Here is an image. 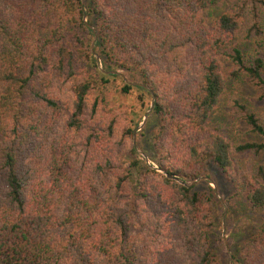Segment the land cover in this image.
Listing matches in <instances>:
<instances>
[{
    "label": "trees",
    "instance_id": "obj_1",
    "mask_svg": "<svg viewBox=\"0 0 264 264\" xmlns=\"http://www.w3.org/2000/svg\"><path fill=\"white\" fill-rule=\"evenodd\" d=\"M221 2L230 10L216 23L223 37L211 34L200 15ZM93 22L103 71L90 49L80 51V59L87 60L97 76L77 71L73 57L77 45L84 47L86 37H94ZM242 23L245 40L255 44L264 23V0H90L87 7L80 0H0V264H60L65 254L70 264H97L91 251L100 256L99 264H145L135 253L126 215L133 213L143 194L138 190L127 202L122 203L121 196L108 201L93 182L73 177L67 167L74 143L65 139L48 155L46 185L32 183L30 161L41 144L40 111L63 109L61 102L42 92L39 79L46 71L50 82L65 74L71 83L74 103L68 132L84 128L87 98L110 79L120 80L123 94L136 90L143 97L153 96L152 113L161 126L152 153L160 156L156 164L174 179L185 181L189 166L205 162L232 174L234 153H263L264 142L233 146L221 131L207 126L228 78L245 75L264 90V53L241 49ZM80 27L85 36L79 34ZM118 71L128 82L113 73ZM136 76L142 86L131 85ZM169 80L174 81L172 88L166 84ZM243 120L249 133L264 141V117L244 113ZM131 152V168L139 175L148 167L135 148ZM250 168L236 186L251 207L262 208L264 166L254 163ZM128 179L118 175L117 188ZM180 189L195 210L196 196ZM201 236L206 238V232ZM183 238L191 250L194 238L185 228ZM217 242L224 245L222 238ZM208 249L202 247L196 264H220ZM246 252L230 259L235 264H264V236Z\"/></svg>",
    "mask_w": 264,
    "mask_h": 264
},
{
    "label": "rangeland",
    "instance_id": "obj_2",
    "mask_svg": "<svg viewBox=\"0 0 264 264\" xmlns=\"http://www.w3.org/2000/svg\"><path fill=\"white\" fill-rule=\"evenodd\" d=\"M80 1L85 7L90 3V0ZM228 11L229 4L221 2L200 12L211 34L221 35L216 23L219 17ZM244 14L246 15V12ZM82 19L89 25L86 15L82 16ZM94 25V22L93 26L90 25L94 37L87 36L84 47L77 45L73 57L76 58L77 71L83 70L97 76L92 65L87 60L80 59V51L86 54V50L90 49L98 69L103 70V59L95 47L97 30ZM245 28L242 23L238 31L241 49L248 53H253V49L264 53V23L260 27L261 34L255 44L245 40ZM79 34L85 36L86 32L80 27ZM256 45L260 47L256 48ZM117 73L127 81L121 71ZM39 81L42 92L61 102L63 109L59 112L40 111L41 144L36 158L30 161H34L30 165L33 172L32 183L42 182V185H46L44 165L48 155L54 153L65 139L74 143L70 165L67 167L68 173L73 177L93 182L95 188L108 201L121 196L123 203L127 202L130 194L135 191L139 190L143 194V197L136 201L133 213L126 214L139 260L145 264L165 261L196 264L197 256L205 246L209 247L208 250L220 264H235L230 259L232 255L240 258L242 254L248 253L247 249L262 241L264 207H251L238 191L236 182L254 163L264 166V152L234 153L235 170L232 174L221 171L212 162H205L203 165L189 166L186 169L189 177L185 181L174 179L156 164L158 162L155 158L160 156L152 153L160 140L159 137L156 139V136L161 126L160 118L152 113L153 108L149 111L152 99L155 102L153 96L143 97L136 90L123 94L120 80L110 79L104 88H100V91L94 90L87 98L84 128L80 132H68L67 121L74 103L71 83L65 74L60 81L50 82L47 71ZM133 83L141 84V78L136 76ZM166 84L172 88L174 81L169 80ZM244 113H255L264 117V90L257 87L247 76L239 75L226 80L225 90L207 126L210 130L221 131L233 146L247 141L264 142L249 133L243 120ZM136 124L138 125L134 132L129 133ZM133 148L136 149L139 159L144 160L148 167L139 175L134 174L131 168ZM107 159H110V165L106 164ZM121 173L126 174L129 179L118 189L117 176ZM163 178L172 180V183L165 182ZM180 187L190 189V195L196 196L195 210L186 204ZM210 188L214 192L213 195ZM179 207L183 215H180ZM184 228L194 238L191 250L185 247ZM203 232H206V238L201 236ZM220 238L223 239L224 245L217 242ZM91 254L97 264L102 262L97 253L91 251ZM61 258L63 263L60 264H70L67 254L61 255Z\"/></svg>",
    "mask_w": 264,
    "mask_h": 264
},
{
    "label": "water",
    "instance_id": "obj_3",
    "mask_svg": "<svg viewBox=\"0 0 264 264\" xmlns=\"http://www.w3.org/2000/svg\"><path fill=\"white\" fill-rule=\"evenodd\" d=\"M103 71V70H102ZM113 73H115V74H118L117 72H113ZM133 85H140V86H142L141 84H139V83H133ZM153 105H154V100L152 99V101H151V106H150V109H149V111H151L152 110V108H153Z\"/></svg>",
    "mask_w": 264,
    "mask_h": 264
}]
</instances>
